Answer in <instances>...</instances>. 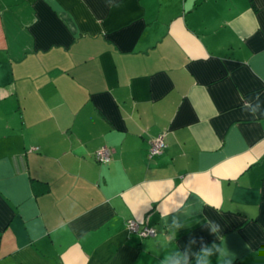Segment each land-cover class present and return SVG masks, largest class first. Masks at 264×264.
<instances>
[{
  "label": "crops",
  "instance_id": "0c3cea01",
  "mask_svg": "<svg viewBox=\"0 0 264 264\" xmlns=\"http://www.w3.org/2000/svg\"><path fill=\"white\" fill-rule=\"evenodd\" d=\"M0 264H264V0H0Z\"/></svg>",
  "mask_w": 264,
  "mask_h": 264
},
{
  "label": "built area",
  "instance_id": "2783aa9c",
  "mask_svg": "<svg viewBox=\"0 0 264 264\" xmlns=\"http://www.w3.org/2000/svg\"><path fill=\"white\" fill-rule=\"evenodd\" d=\"M164 147V141L161 136L154 137L149 144L147 154L158 153ZM97 161H108L110 158V149L101 145L94 150L93 154ZM125 229L129 233H135L139 236H148L154 234V229L146 223H139L136 220L129 218L125 221Z\"/></svg>",
  "mask_w": 264,
  "mask_h": 264
},
{
  "label": "trees",
  "instance_id": "16d2710c",
  "mask_svg": "<svg viewBox=\"0 0 264 264\" xmlns=\"http://www.w3.org/2000/svg\"><path fill=\"white\" fill-rule=\"evenodd\" d=\"M37 183L40 185V188L39 189H42V188H47V183L44 182V181H36L34 182V184Z\"/></svg>",
  "mask_w": 264,
  "mask_h": 264
}]
</instances>
